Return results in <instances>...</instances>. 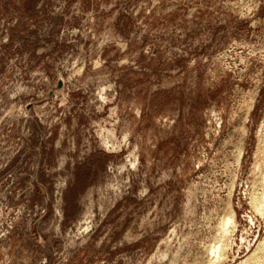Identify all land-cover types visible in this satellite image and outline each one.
<instances>
[{
    "label": "rangeland",
    "instance_id": "rangeland-1",
    "mask_svg": "<svg viewBox=\"0 0 264 264\" xmlns=\"http://www.w3.org/2000/svg\"><path fill=\"white\" fill-rule=\"evenodd\" d=\"M263 143L264 0H0V264H264Z\"/></svg>",
    "mask_w": 264,
    "mask_h": 264
},
{
    "label": "bare ground",
    "instance_id": "bare-ground-1",
    "mask_svg": "<svg viewBox=\"0 0 264 264\" xmlns=\"http://www.w3.org/2000/svg\"><path fill=\"white\" fill-rule=\"evenodd\" d=\"M264 144V143H263ZM262 147V146H261ZM262 151V150H261ZM240 156H241V153L239 152V154H238V160H239V158H240ZM261 159H262V164L264 165V151L261 153ZM260 168V167H259ZM255 170H256V167H255ZM262 181H263V183H264V167H263V172H262ZM264 185V184H263ZM262 185V186H263ZM264 187V186H263ZM262 194V193H261ZM259 196H261V195H259ZM262 197V196H261ZM260 197V198H261ZM252 198H253V196H252ZM252 200H254V203L258 206V204H259V202H258V204H257V202H256V199H252ZM261 201H263L264 202V197H262V200ZM262 203V202H261ZM260 203V204H261ZM253 205V207L255 206L256 207V205ZM262 205H264V203H262ZM261 205V206H262ZM259 208H257L256 210H257V212H262V207H260V206H258ZM229 209V208H228ZM230 210V209H229ZM262 217V216H261ZM234 225V216H233V213L232 212H230V213H228L227 212V214L222 218V220H221V223L219 224V228H220V234L222 235V237H223V239L225 240V239H227V237H228V235H229V229H230V226H233ZM222 243H224V241L222 242ZM225 244H226V242H225ZM262 245H264V243L262 244ZM261 245V246H262ZM264 249V248H263ZM261 250H262V248H261ZM223 252V246H220V244H218L217 246H212V247H210V250H209V253L210 254H212L213 256H214V260L215 261H218V260H220V258H221V256H222V253ZM255 254L256 253H253L252 254V256L248 259V260H246L245 262H243V263H240V264H258V263H260L259 261H260V259L259 258H256V256H255ZM261 254V253H260ZM257 257H258V255H257ZM173 258H175V255H174V257ZM213 262V261H212ZM261 263H262V261H261ZM264 263V262H263ZM214 264V263H213Z\"/></svg>",
    "mask_w": 264,
    "mask_h": 264
}]
</instances>
